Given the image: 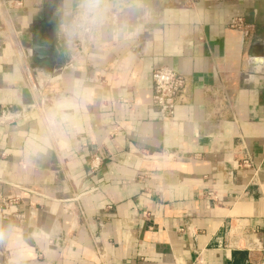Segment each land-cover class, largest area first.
<instances>
[{
	"label": "crops",
	"instance_id": "crops-1",
	"mask_svg": "<svg viewBox=\"0 0 264 264\" xmlns=\"http://www.w3.org/2000/svg\"><path fill=\"white\" fill-rule=\"evenodd\" d=\"M9 1L0 264H264V0ZM162 67L188 80L170 122Z\"/></svg>",
	"mask_w": 264,
	"mask_h": 264
},
{
	"label": "built area",
	"instance_id": "built-area-1",
	"mask_svg": "<svg viewBox=\"0 0 264 264\" xmlns=\"http://www.w3.org/2000/svg\"><path fill=\"white\" fill-rule=\"evenodd\" d=\"M10 6L22 7L21 2L13 0L9 1ZM230 29L240 32L243 37H248L250 27L246 26L242 18L233 19L230 23ZM153 80V95L152 106L160 115L162 121L170 122L174 119L176 108L179 101L188 87V80L186 76L176 72L167 67H162L154 71L152 75ZM102 165V159L95 156L89 163L91 171L98 172ZM252 161L247 158L240 164V168H252ZM145 178V177H143ZM158 194V193H157ZM209 196L215 200V192L212 191ZM259 235L257 229L253 230L251 234H234L231 239V248L246 249L248 251H260L262 249L259 240L253 236ZM197 264H201V260L197 259Z\"/></svg>",
	"mask_w": 264,
	"mask_h": 264
},
{
	"label": "water",
	"instance_id": "water-1",
	"mask_svg": "<svg viewBox=\"0 0 264 264\" xmlns=\"http://www.w3.org/2000/svg\"><path fill=\"white\" fill-rule=\"evenodd\" d=\"M46 48L51 49L49 46L44 45V46H43V49H46Z\"/></svg>",
	"mask_w": 264,
	"mask_h": 264
},
{
	"label": "rangeland",
	"instance_id": "rangeland-1",
	"mask_svg": "<svg viewBox=\"0 0 264 264\" xmlns=\"http://www.w3.org/2000/svg\"><path fill=\"white\" fill-rule=\"evenodd\" d=\"M77 30V29H76Z\"/></svg>",
	"mask_w": 264,
	"mask_h": 264
}]
</instances>
